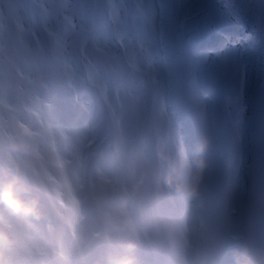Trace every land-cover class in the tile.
Masks as SVG:
<instances>
[{"label":"rangeland","instance_id":"374dc122","mask_svg":"<svg viewBox=\"0 0 264 264\" xmlns=\"http://www.w3.org/2000/svg\"><path fill=\"white\" fill-rule=\"evenodd\" d=\"M41 7L44 9L45 13L42 17H39L35 21V25L32 28L27 27L26 21L23 19L22 10L25 4L28 3V0H0V19L5 25V31H3L2 37L0 38V95L5 102L6 108L9 112V115L2 117L0 120V144L4 136L8 135L11 131L19 128V126L26 125L23 120L19 117L17 112V103H35L37 101V93L36 90L40 84L46 83L51 85L55 82H60L62 79L66 78L67 76H71L73 82H75V70L71 67L67 55L69 51L73 48H78L80 44L84 46L85 53L88 56L93 57L94 55H98L103 57L105 60H110L115 66H118L116 61V56L111 47L103 40L101 34L100 37H97L94 41H87L84 35L85 27L88 23H91L92 20L97 17L102 19V16H96L94 13H90V7L93 4H97L98 9H104L107 2H111L115 5L116 12H115V22L117 24V30H120L122 27L124 30L121 31L123 39L127 46V52L130 56L137 59V52L138 48L142 49L143 52H151L154 56V61H156L159 66H161V57L164 56L162 54L167 47V42L172 40L167 39L166 43L162 44L157 41V37L159 34H163V7H161L157 1L158 0H36ZM92 1V3H91ZM179 7H176L177 0H172V4L176 9V16L175 20L177 22V26L174 29H171V33L169 36H172L173 39L175 38V34L179 33L181 29L180 19L185 14V9L187 5H191V9L186 11V14L191 15L198 10H203L208 5L210 0H179ZM226 1V0H223ZM61 3L63 9L59 11L56 7L57 3ZM216 0H213L211 6L207 8L205 13V21L202 22V26L205 27H212L216 29H230L234 22L233 12L225 7L219 13L220 16L216 12ZM14 8L19 12L21 16V32L24 37V42L16 41L13 37V34L8 33V19L5 16V10L8 11V5ZM163 4L165 9L167 10L168 16L166 18V27L169 29L172 27V17L170 16V9H171V0H163ZM220 7H222V3H218ZM3 6L4 9H3ZM131 6H139L143 9L144 12V22L139 21L137 22H130L127 20V10ZM56 7V8H55ZM80 10L82 12L81 19H77L75 12ZM158 17V19H157ZM220 17L222 19H226L227 23L223 24L220 21ZM202 19L196 21L192 25L197 26L200 24ZM60 21L70 22L74 25V31L71 32L69 35H62L59 37L58 46L60 50L65 54L66 59L61 58V67L54 68L50 61L46 58V51L50 48V41L47 40L46 37H51L50 39H54L58 36L57 31V24ZM135 27L139 30L140 35L139 39L136 42H132L129 40L126 30ZM213 32V30H210ZM218 32V31H217ZM4 35V36H3ZM222 36L219 34H215L213 32V36L211 40L214 41L215 39L221 38ZM250 37V36H249ZM32 38L33 40L30 42ZM250 46V44H249ZM14 47L17 51V56L15 58H11L8 54L9 48ZM229 48V46L227 47ZM254 55V53H253ZM228 58L234 64L233 71L225 70L224 75L227 78V82L231 81L233 78L237 83V90H240L242 85L244 84V76L247 75L248 77L245 78V82L247 86L251 85L253 78L251 79L250 76L253 74V58L250 52H245L242 57V68L243 74L239 75V70L237 71L236 56L232 53L227 54ZM27 61L29 63V68L25 71V81L22 85L17 84L15 79L12 78V73L18 69H20L22 61ZM210 61L209 56L204 58L202 66L199 63L192 64V72L193 68H198L200 70V74L203 78H208L212 80L214 78L217 81L216 84V91L221 89L220 86V79L215 77H210L208 75L207 63ZM176 64L172 66V70L174 71L173 74L178 73V69L175 68ZM215 66L213 65V68ZM217 68V67H216ZM236 71V73H234ZM256 72V65L254 59V73ZM149 74L153 76L155 82L157 84L158 89L166 90L167 88V76L163 75L162 73H158L155 69L152 71H148ZM172 81L176 82L177 77L172 75ZM197 84L199 85L200 82L197 79ZM12 85V87H11ZM232 85V84H231ZM149 89L154 90L155 85L154 83L151 85L149 84ZM168 92H173V88L170 89ZM242 92L237 95L240 103H234L229 106V110L232 112H236L237 108L241 109V114L243 116H248L251 109V104H245L242 98ZM216 93V92H214ZM164 94V93H163ZM5 95L9 96L10 102L6 100ZM193 98L197 99L201 108L207 111V104L208 101H200V94L199 90L196 89L193 94L191 95ZM175 102H181L180 98H175L171 100V104H175ZM167 101L166 99L162 100V103L158 105V107H166ZM126 106L128 107V114L124 120V124L128 121L133 123V125H138L142 121H147L150 119L148 115V109L145 107L144 103L141 102L139 99H136L133 95H129L126 99ZM183 106H180V110ZM242 107H245V111H242ZM239 113V111H237ZM163 115V126H166L167 122V111L162 112ZM241 118L244 120V117ZM213 123L212 129L214 132V138L216 142H219V126L217 124V117L218 113L216 109L212 111ZM10 118H15L14 123H10ZM64 128V132L58 130L57 128L54 129L55 131L59 132L60 134L56 136L53 144L60 149L61 155H64L65 159H61V161L65 164L69 163L70 160H76L79 157V151L81 146V141L86 140V134L83 133V137H76L77 135V128L62 125ZM81 126L86 128L85 123H82ZM94 130H97L95 126ZM85 131V130H84ZM239 138L234 145V153H235V161L232 165V169L239 173L240 168L247 162V156L249 153L250 145L248 144L249 140L251 139L248 131V124L245 121V125L242 123L240 125V129L238 131ZM245 138V140H244ZM245 143V145H244ZM248 145V146H247ZM41 154V158L37 159L34 155L25 154L26 159L25 162L32 168L41 171V161L44 159L54 160L53 152H52V144L46 143L42 148L37 149ZM186 150L188 155L191 156L192 159H195L193 155V148L191 143H186ZM16 159H21L18 155H13L12 162ZM148 166L146 161L145 169ZM205 174L214 175L211 169V164L207 161V168L205 170ZM244 177L243 175L239 174L236 178L235 183V190H238L239 187L243 186ZM242 198L239 197L237 202H239ZM236 209H232L230 211V215L224 217L226 220L230 216L233 215Z\"/></svg>","mask_w":264,"mask_h":264},{"label":"clouds","instance_id":"9594fccd","mask_svg":"<svg viewBox=\"0 0 264 264\" xmlns=\"http://www.w3.org/2000/svg\"><path fill=\"white\" fill-rule=\"evenodd\" d=\"M20 134L31 138L36 135L26 125H20ZM210 138H201L192 159L184 145L177 149L173 158L161 152V160L167 167L164 187L182 201L191 202L199 195L207 161L204 158L210 146ZM25 154H41L35 148L24 146ZM57 167L60 162L54 161ZM184 170L188 175L185 177ZM138 190L133 186L131 193ZM46 193L19 165L0 168V264H75L57 237L45 202ZM150 223L157 234L169 241L186 237L187 211L176 214H156ZM91 264H147L141 254V241L132 221L124 218L114 223L105 237L104 247ZM172 264H217L214 260H189L174 254ZM231 264H264V248L253 250L247 243L237 245L231 252Z\"/></svg>","mask_w":264,"mask_h":264},{"label":"bare ground","instance_id":"6f19581e","mask_svg":"<svg viewBox=\"0 0 264 264\" xmlns=\"http://www.w3.org/2000/svg\"><path fill=\"white\" fill-rule=\"evenodd\" d=\"M232 2L236 5L237 10L239 11L241 15V19H242L241 23L242 22L244 23V24L242 23V25L247 28L254 26L258 29L257 36L261 42L257 43L258 44L256 48V51L258 53L257 62L259 66H261V63H262V66H261V69H262L263 61H264V14L259 10V7L257 3L255 2V0H232ZM258 2L264 7V0H258ZM259 87H260V83L258 85L255 83L254 87L250 85L244 89L247 92V94L244 95L246 97L245 100L243 101L245 104L254 105L256 102H258L256 100L257 92H261L264 95V92ZM5 98L7 101L10 102L9 96L5 95ZM258 105H260V109L263 112L264 107H262L260 102ZM14 122H15V118H10V123L12 124ZM55 128L64 132V128L60 124H55ZM86 133L87 132L85 131V134ZM80 137H83V133H80ZM96 138L98 139L99 137L96 136ZM60 158L62 159V156ZM262 168H263V165L261 162V158L259 156L255 157L253 154H251L250 163L244 166L243 170L240 171V174H243L244 170H249V171L256 172L257 175H260L262 173ZM69 185L80 187L78 179H76L75 181L70 180ZM143 192H144V187H140L138 191V195L136 197L137 201L143 199ZM247 208H248V202H244L241 205V211H240L238 222H237V239H236L237 245L241 243H245V238L247 234L243 235V233H244V228L248 227L247 217L245 216ZM185 210L187 211V218H188L190 214H189L187 202H180V203L162 202L158 204L155 214H164V215L176 214V213L183 212ZM153 213L154 212H148L147 215L143 217V220L141 218L139 219L141 221V224H143V228L146 227L147 226L146 224L150 222L149 219ZM187 226H191L192 228H194L192 219H190V225L187 223ZM220 234H225V233H220ZM56 235L62 240V244L70 246V247L74 245L73 243L68 242L66 230H62L61 233L59 232ZM225 237H226L225 242H227L228 244H231L232 242L230 241L227 234ZM194 241L196 245H200V247L211 246V244L208 242L207 234H203L202 236L196 237ZM177 244L179 247L181 246V242H178ZM101 247H103V245H101ZM153 251L154 249H151L148 252L141 251V254L143 258L147 261V264H166L165 262H162L158 260L157 258L151 256V253ZM83 264H91V263H83ZM220 264H231V255L228 256L227 260L225 259L222 260V263Z\"/></svg>","mask_w":264,"mask_h":264}]
</instances>
